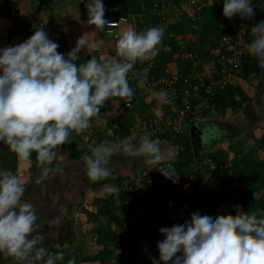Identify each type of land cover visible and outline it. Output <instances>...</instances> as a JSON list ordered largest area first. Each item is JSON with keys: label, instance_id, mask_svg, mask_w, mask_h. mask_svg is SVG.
Returning <instances> with one entry per match:
<instances>
[{"label": "clouds", "instance_id": "1", "mask_svg": "<svg viewBox=\"0 0 264 264\" xmlns=\"http://www.w3.org/2000/svg\"><path fill=\"white\" fill-rule=\"evenodd\" d=\"M264 6V0H259ZM87 24L96 30L111 27L104 19L102 0H87ZM222 14L248 18L254 14L252 0H223ZM93 31V32H95ZM257 33L248 47L264 66V20L252 28ZM163 26H153L137 33L129 28L116 44V56L98 62L92 56L77 65L81 49L95 47L82 34L75 46L66 54L57 52L58 44L50 40L43 28L23 42L0 48V142L6 144L18 159L27 160L32 152L40 164H50L58 155L61 145L69 142L72 134H80L90 126V118L98 115L105 101L112 97L132 100L133 88L127 74L138 58L148 59L157 54L161 43ZM148 69L145 68L137 82L143 87ZM157 99L171 103L166 91ZM134 137H125L118 143H100L90 146V155L84 157L86 176L92 182L108 178L112 169L110 158L117 152L127 156L146 158V163L157 164L165 159L158 140L148 134L140 137L134 145ZM168 157L175 155L168 152ZM44 174L48 172L45 168ZM160 173L173 183L178 175L170 167H161ZM40 180H37L39 183ZM106 192L118 194L115 186H107ZM25 185L19 177L8 170H0V254L11 256L19 264H55L63 253L48 255L44 247L36 245L44 239L38 231V215L34 206L22 200ZM254 199H259L253 192ZM235 216L218 215L208 211L201 215L194 211L190 219L172 227H160L164 239L157 242L159 260L149 257L152 264L171 261V264H264V211L259 213L240 211ZM50 228L60 224L55 216L47 222ZM31 234V235H30ZM30 236V238H29ZM177 253L181 255L177 256ZM47 255V259L44 257ZM68 264H73L69 260Z\"/></svg>", "mask_w": 264, "mask_h": 264}, {"label": "trees", "instance_id": "2", "mask_svg": "<svg viewBox=\"0 0 264 264\" xmlns=\"http://www.w3.org/2000/svg\"><path fill=\"white\" fill-rule=\"evenodd\" d=\"M168 1L180 4L183 0H102L105 7L104 19L107 20L121 15L130 17L131 24L123 25L125 29L130 27L136 32H142L153 26L164 27L161 43L156 46L157 54L154 57L151 56V66L146 74V80L150 79V77L154 80L161 79L167 76L165 70L171 68L178 76V81L174 84V88H178L180 81L194 72L202 73L204 76L207 74L209 62L216 60L220 53L226 49L222 37L230 32V27L227 24H221V19L224 17L222 14L223 0H200L205 5L201 9L196 10L194 14L182 9L178 13L179 17L177 19L165 24L163 19L166 16L161 17L160 14L153 13L151 9L153 7L152 4H155L157 10H161ZM236 18L237 16L234 15L229 19L235 20ZM87 19V10H85L79 17L66 24L58 36L61 41L58 46L69 45L73 48L76 40L82 34L85 35L86 39L92 41L95 36V32H93L95 31V26L87 24ZM177 35L182 36L181 38L185 41L182 49L175 41V36ZM254 38L256 37H252L249 30H247L245 34L246 43L249 45L250 40ZM90 49L91 47L81 49L78 54L79 58L75 61L77 65L86 62L92 56L99 57V59L102 57L108 58L112 50L116 49V42L101 31L99 56H96ZM183 51L191 57H183L181 55ZM116 58L121 59L117 56ZM137 65L138 60L135 62L134 67ZM253 75L257 76V78L259 77L256 86L249 81V78ZM129 86L133 88L131 83H129ZM200 93L202 96V90L197 93V96ZM157 94L158 92L155 91L141 93L137 89H133V96L130 102L126 98H110L113 115L116 118V126L112 130L110 140L113 141L117 136L124 139L129 135L131 129H137L140 123L149 122L157 114L158 106L161 103L157 99ZM260 94H264V66L260 64L248 47L242 57L240 74L230 80L225 88L215 91L203 114L214 109L217 112H224L227 109L235 110L247 104H254ZM126 102H128V105H126ZM152 107H155L154 110L148 112L147 110ZM136 114L138 116H135ZM136 118H140V121H136ZM190 120H194V118ZM189 123V121L186 122L183 125L182 132L172 137L167 133L149 135L151 139L158 140L161 143L160 146H166V142H168L169 146H173L176 149L183 148L182 151L176 154L171 166V169H174L178 175L180 182L166 186L159 180L164 177L159 169L153 171L147 176L148 181H142L145 184L146 181L149 182V189H145L139 193L140 195L135 194L134 184V196L132 198L139 204L138 206L152 200L159 209L164 210L186 206L184 203L188 199L191 203L184 208L183 217L189 220L190 215L194 211H199L203 215L207 210H211L208 207L205 208L208 198L221 196L222 199H220L219 204L222 205L229 201L228 206L225 204L224 215L231 214L235 216L237 214V205L240 206V211L248 212L249 214L264 211V156H260L259 153L253 156L251 152H242L240 154L234 152L235 155L231 157L229 153L232 152V145H229L227 149L213 148L215 140L210 141L208 146L201 147L193 155L188 133ZM70 136L75 140L71 141L69 139L68 143L61 145L62 152L75 150L76 142L83 137L81 133ZM98 137L101 138V135L98 134ZM139 139L133 140L132 143L137 145ZM258 140L260 148L264 147V134H261ZM88 146H92L91 143H88ZM211 147L213 151L209 154V157L211 160L214 159V166H211L209 161L208 164H202L205 175L200 172L190 174L188 172L190 163H198L200 161V152L209 150ZM15 155L6 144L0 142L1 170L6 169L16 175ZM30 159L34 168L37 162L35 152L31 153ZM227 163L229 165L224 166ZM219 165H223V167L220 168ZM54 168V164H51L49 172L44 176H50ZM242 174V185H244L240 186V184L236 183V177ZM90 182L91 184L97 183ZM253 192L258 194L259 199H254ZM126 199L128 198H125V194L122 192H119L117 197L112 194L105 197L96 196L92 198V203L97 206V212L92 217L96 225L91 229V238L96 251L86 257L89 261L97 264H112V260H114V264H134L126 256H120L116 253V250L121 248L123 243L128 240V237H124L123 232H116L111 221L114 209L119 206L122 200ZM212 211L218 213V210H215L214 207ZM139 214L142 215L139 219L141 226L145 225L148 221L147 219L150 218L147 222V227L150 229L155 214L153 209H147L145 213L139 212ZM146 230L148 231V229Z\"/></svg>", "mask_w": 264, "mask_h": 264}, {"label": "rangeland", "instance_id": "3", "mask_svg": "<svg viewBox=\"0 0 264 264\" xmlns=\"http://www.w3.org/2000/svg\"><path fill=\"white\" fill-rule=\"evenodd\" d=\"M86 2L87 0H0V48L14 46L21 43L34 34L36 29L40 28H43L50 40L57 44L61 43L58 36L62 29H64L66 24L79 17V15L87 10L85 7ZM252 2H254V0H252ZM152 5L153 7L151 10L153 13L160 14L161 17L166 16V18L163 19L165 24L177 19L179 17L178 11L184 9L182 5L179 3H173V1H168L161 10H157L155 4ZM186 11L190 12V10ZM229 23V18L223 17L221 19L222 25H228ZM99 37L100 36L98 35L94 39L98 44L100 41ZM98 44L90 49V51L94 52L96 56H99L100 53ZM71 49L72 48L69 45H63L62 47L58 46L57 52L65 54V58H67L66 54ZM110 56H115V49L112 50ZM104 59L105 58L103 57L101 59H99V57L97 58L98 62H103ZM148 59L138 58L137 60L139 65L144 66ZM110 102L111 100L105 101V104L100 108L98 115L90 118V126L81 132L83 137L76 142L75 150L66 151V153L62 152L59 147L57 157L50 164H40L38 162V166H50L51 164H54L55 167L56 165H59L58 167H63L67 164V162H65L66 159L73 161L71 162L75 167V174L73 176L76 178L77 183H80L75 190L74 198L68 200L70 206L65 205L62 207V211L64 210L62 213L64 218L59 224L60 228L58 227L59 229L57 232L52 234L41 231L44 233L45 239L36 245L37 248L44 247L47 254L52 255L53 257H55L57 253H63L61 259H55V264H68L69 260H71L73 264H97L86 258L92 252L96 251L91 238V229L96 225V222L92 217L97 212V206L92 203V198L96 196L105 197L107 195H112L106 192L105 189L107 186L117 187L119 192H122L125 194V198H128L122 200L119 206L114 209L111 221L116 232H123L124 237H128V240L123 243L121 248L117 249V254L120 256H126V258H128L129 261H133L134 264H152L151 259H149L150 256L159 260V253H157L152 242L154 236L162 235L159 233L158 229L160 227L170 228L173 225L183 224L188 220L183 217L184 208L191 203V201L187 199L184 203L186 206L177 207L173 209V212L171 211V208L164 209L163 212L158 213L159 218L154 219L153 217L150 229L147 227V222L150 218L147 219L148 221L146 220L147 222L145 225L141 226L139 219L142 215H140L137 210L139 204L132 198L134 193L139 194L145 189H149V182H147V176L149 174L161 167L171 168L174 162L172 159L176 154L170 158L168 157L167 154L171 150L170 146L168 152L166 151V153H164L165 159L157 164L146 163V158L143 156L133 157L127 156L122 152H117L110 158L109 167L112 169L111 175L106 179L97 181L95 184H89L90 180L86 176V168L84 164V157L91 154L88 143L95 146L102 142L114 144L122 140L118 136L113 141L110 140L113 132L112 130L116 126V118L113 115ZM262 102H264V99H262L260 94L257 97V102L251 113H248L250 111L249 108L242 107L235 110L227 109L224 112L216 111L213 116V112L210 110L198 116L196 120L199 121V123L205 122L213 124V121H219V123L225 122L233 124L234 131L225 132V135H220L219 139L214 141L215 145H213V148L222 146V149H227L228 145H232V152L229 153L231 157L235 155L234 152L239 154L242 152H251L253 156L259 153L260 156H264V147L260 148L258 140L259 134H264V109L260 108ZM135 116L138 115L136 114ZM137 119L138 118H136V121ZM258 127L259 130L257 131ZM133 130L136 129H131L130 132ZM210 130H213V128H210ZM98 134L101 135V138L98 137ZM212 134L215 138L216 134H214L213 131ZM69 139L71 141L75 140L71 136ZM166 143L169 145L168 142ZM163 146L167 147L165 145ZM160 147L162 148V146ZM213 148L211 147L212 150H202L200 152V161L198 163H190L188 167V172L190 174L200 172L203 173L202 175H205L202 164H208L209 160H211L209 154L212 153ZM171 152L174 153L172 150ZM16 160L17 166L20 169V173H18L19 175H16L19 176L21 183L28 179L30 180V171L32 169L30 157L27 160H21L18 158H16L15 161ZM121 164L123 167L122 170H127L126 172L129 171L127 174H121L122 171H119V174L115 172V170H120L119 166ZM228 165L229 163L224 164V166ZM35 166H37V164ZM0 167H2L1 164ZM219 167L222 168L223 165H219ZM143 170L146 172V176L142 174ZM69 176L72 177V175ZM242 178L243 174L236 177V183L240 184V186L243 183ZM143 180H147L146 184L145 182L142 183ZM159 180L166 186L173 183L171 179H166L165 177H162ZM178 182H180V180H178ZM134 184L135 192L133 193ZM117 195L118 194H113L114 197H117ZM220 199H222L221 196H216L215 198L210 199L208 198L205 208L208 207V209H211L212 211L214 207L215 210H218V215H224L225 204H219ZM42 201L45 202L46 200L42 199ZM226 203L228 206L229 202L227 201ZM208 211L210 210H207V212ZM62 225L65 226V228L63 227L65 233H62L63 239L60 242L57 234L61 232ZM146 229H148V231ZM151 236L153 237L151 238ZM176 255L179 256L181 253H177ZM44 259H47V255ZM0 264H19V262L14 260L11 256L5 258L3 254H0ZM35 264H44V262L43 260L35 261ZM160 264H165V262L160 261ZM167 264H171V261L167 262Z\"/></svg>", "mask_w": 264, "mask_h": 264}, {"label": "built area", "instance_id": "4", "mask_svg": "<svg viewBox=\"0 0 264 264\" xmlns=\"http://www.w3.org/2000/svg\"><path fill=\"white\" fill-rule=\"evenodd\" d=\"M180 5H182L185 10H190V14H194L195 11L201 9L205 3L200 0H183ZM180 12L181 10L178 11V13ZM107 20L112 22V25L111 27L106 26L102 31L104 34L111 37L117 44V41L123 32L130 28L128 27L125 29L123 25L131 24V19L130 17L121 15ZM228 26L230 27V32L222 37L226 49L220 53L216 60H211L209 62L208 72L205 76L202 73L194 72L183 78L180 81V86L178 88H174V84L178 81V76L176 72L167 68L165 70L167 76L157 80L150 77V79L145 81L143 87H137V82L140 75L143 73V70L145 68L149 70L151 66V57H149L144 66H141L138 63V68L136 66L130 70L127 77L128 82L133 85V89L146 92L154 90L158 93L162 90L166 91L171 103L169 104L161 101L156 112L157 114L153 116L149 122L140 123L136 129L138 131L133 130L127 137H134L133 140H136L145 134L157 135L167 133L170 137L179 134L182 132L181 130L186 122L192 121L190 120L192 118L196 120L198 116L203 114V111H205L209 105L211 96L217 89L225 88L230 80L236 78L240 74L242 57L248 48V44L245 40V34L248 30V19L237 16L235 20H230ZM181 37L182 36L180 35L175 36V41L180 49L183 48L185 43ZM181 55L183 57H191L184 51L181 52ZM200 90H202L203 94L201 96L200 93V95L197 96V93ZM126 105H128V102H126ZM154 108L155 107H152L147 111L151 112ZM137 120L140 121V118ZM182 149V147L179 149L175 148L174 153L178 154ZM209 161L211 166H214V159ZM142 174L145 175L146 172L143 170ZM225 204L227 203L225 202ZM147 209H153L155 212L154 218H157L158 213L163 211L159 209L156 206V203L152 200L138 206V210L142 214L145 213ZM173 209L175 208H171L172 212ZM112 264H114V260H112Z\"/></svg>", "mask_w": 264, "mask_h": 264}, {"label": "crops", "instance_id": "5", "mask_svg": "<svg viewBox=\"0 0 264 264\" xmlns=\"http://www.w3.org/2000/svg\"><path fill=\"white\" fill-rule=\"evenodd\" d=\"M252 3L254 6V14L251 17H249L250 22L248 24V30L253 37L255 32H253L251 30V28H253V26L258 21L264 20V6H262L260 4L259 0H254V2H252ZM98 35L100 36L99 38H101V31L100 30L95 31L94 39ZM98 46H99V44H98ZM115 56H116V53H115ZM115 56H110L107 59H114ZM115 59L119 60V58H115ZM104 60H106V59H104ZM168 69L172 70L171 68H168ZM249 81L251 84L256 86L257 82L259 81V77L257 78V76L253 75L249 78ZM137 91H139L141 93L154 92V90L148 91V92L140 91V90H137ZM261 96H262V99H264V94H261ZM111 106H112V104L110 102V107ZM254 106H255V103L254 104H247L243 108H249L250 111L248 113H251V111L254 110ZM260 108L264 109V102H262V105ZM212 112H213V116H214V113H216V110L214 109V110H212ZM259 116H260V114H259ZM217 123H219V121H213V124H214L213 126H215ZM220 123H222V122H220ZM258 130H259V127L257 128V131ZM260 134H259V136H260ZM213 139L217 140V138H213ZM227 144H228V141H227ZM166 146L167 147H164L162 145V148H161L162 154L166 153V151L168 152L169 145H166ZM170 147H171V150L174 151L175 148L173 146H170ZM214 148H216V147H214ZM220 148H222V146ZM16 158H17V156L15 155V159ZM16 162H17V160H16ZM65 162H67V164L64 165L63 167H58L59 165H56V167H55V165H54L55 168H54V171H52L51 175L50 176H44L45 174H44L43 170L45 168H47L48 172H49L50 166H44V165L38 166V161H37L36 162L37 166H35L34 168L32 167V169L30 171V176H31L30 180L29 179L26 181L23 180L24 182H22V184L25 185V195L22 197V200H25V201L31 203L34 206V208L37 210V215H38L37 223L39 225H41V227L38 229V231H40V232L42 231V232L48 233V234L49 233L52 234V233L57 232V230L60 228V226H57V227L52 229L48 226L47 222L55 216H59L60 222H61V220L64 218V216L62 214L64 212V210L62 211V207L65 205L70 206L68 203V200L69 199L72 200L74 198V195L76 192L75 190L77 189L78 184H80V183L77 184L76 178H74V176H73L75 174L74 173L75 167H74L73 163H71L73 161L66 159ZM40 167H42V168H40ZM119 167H120L119 168L120 170H115V172L117 174H119V171H122L121 174L122 173L127 174L129 172V171L126 172L127 170L126 171L122 170L123 169L122 164ZM62 168H65V169H62ZM0 170H1V167H0ZM18 173H20V169L16 163V174H18ZM69 175H72V177H70ZM28 176H29V174H28ZM32 178H33V180H32ZM38 179L40 180L39 183H37ZM89 184H91V182ZM48 194H49V196H48ZM42 199H45L47 202L46 201L43 202ZM63 227H64V225H62V229H63ZM62 233H65V231L61 230V232H59L57 234V237H59L60 242L63 239ZM29 238H30V236H29Z\"/></svg>", "mask_w": 264, "mask_h": 264}, {"label": "water", "instance_id": "6", "mask_svg": "<svg viewBox=\"0 0 264 264\" xmlns=\"http://www.w3.org/2000/svg\"><path fill=\"white\" fill-rule=\"evenodd\" d=\"M256 36L257 33H255L253 37ZM188 133H189L190 145L192 148L193 155H195L200 150L201 147L208 146L210 144V140L207 139L206 129L204 126L199 124V121L197 120L190 121ZM163 239H164L163 235L154 236L152 239L153 245L157 253H159L157 249V242H160Z\"/></svg>", "mask_w": 264, "mask_h": 264}, {"label": "flooded vegetation", "instance_id": "7", "mask_svg": "<svg viewBox=\"0 0 264 264\" xmlns=\"http://www.w3.org/2000/svg\"><path fill=\"white\" fill-rule=\"evenodd\" d=\"M248 19V24L250 22L249 17ZM200 125L204 126L207 132V139L210 141H213L214 137L212 136V131L214 132L215 138L219 139L220 135H225V132H233L234 131V126L232 123H217L215 126L211 123H199ZM210 128H213V130H210ZM216 131V132H215ZM213 137V138H212ZM65 228V226H64ZM63 230V229H62Z\"/></svg>", "mask_w": 264, "mask_h": 264}]
</instances>
